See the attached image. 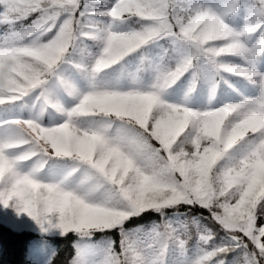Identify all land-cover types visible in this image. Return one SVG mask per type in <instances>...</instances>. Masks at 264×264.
<instances>
[{
  "label": "snow or ice",
  "instance_id": "6c2138e0",
  "mask_svg": "<svg viewBox=\"0 0 264 264\" xmlns=\"http://www.w3.org/2000/svg\"><path fill=\"white\" fill-rule=\"evenodd\" d=\"M0 236L264 264V0H0Z\"/></svg>",
  "mask_w": 264,
  "mask_h": 264
},
{
  "label": "trees",
  "instance_id": "16d2710c",
  "mask_svg": "<svg viewBox=\"0 0 264 264\" xmlns=\"http://www.w3.org/2000/svg\"><path fill=\"white\" fill-rule=\"evenodd\" d=\"M26 235L33 236L34 234L28 233ZM0 242L4 243L13 250L11 257V264H24L25 257L23 253V245L21 240H18L16 237H11V236H0ZM59 249H60V256L58 259L61 261V264H63V262L67 259L68 255L70 254L71 250L69 245L64 241L59 242Z\"/></svg>",
  "mask_w": 264,
  "mask_h": 264
}]
</instances>
